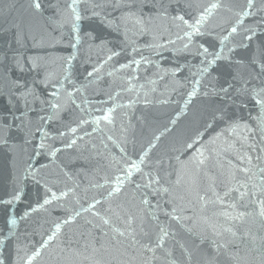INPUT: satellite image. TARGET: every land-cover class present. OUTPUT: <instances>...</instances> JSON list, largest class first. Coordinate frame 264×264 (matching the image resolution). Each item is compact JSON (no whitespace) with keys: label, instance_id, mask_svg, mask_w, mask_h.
<instances>
[{"label":"water","instance_id":"obj_1","mask_svg":"<svg viewBox=\"0 0 264 264\" xmlns=\"http://www.w3.org/2000/svg\"><path fill=\"white\" fill-rule=\"evenodd\" d=\"M71 2L0 0V259L264 264V123L212 122L219 85L264 86V0H136L134 17L106 8L110 26L92 16L101 0L79 22Z\"/></svg>","mask_w":264,"mask_h":264},{"label":"snow or ice","instance_id":"obj_2","mask_svg":"<svg viewBox=\"0 0 264 264\" xmlns=\"http://www.w3.org/2000/svg\"><path fill=\"white\" fill-rule=\"evenodd\" d=\"M83 2V0H72L71 4L69 5V8L71 9V13L75 19V21L79 22L81 19H83V17L80 15V13L78 12V8L80 3ZM253 4V0H248V5L249 8H251ZM33 7L39 11L41 8V3L40 0H33ZM135 7H136V0H101L100 3H96L94 2L93 5V11H92V16L98 18L100 20V22L102 24H105L106 26H110V20L116 19L115 17L111 16V13L106 11V8H112L115 9L117 12H120L121 15L124 14V12L126 11L128 13V15L130 17H134L136 16V12H135ZM218 7L217 4H213L211 6L212 9ZM96 8H100L101 11L97 12L95 11ZM210 13L211 9L206 10ZM247 14V13H246ZM105 17H108L109 19L106 20ZM180 19H183V17H180ZM205 17H199L197 18L195 24L190 25V27H192L195 31V33H199L200 32V26L204 23ZM137 23L142 22V17L141 19L136 21ZM117 28H119V23L120 21L117 20ZM73 27H76V24L73 25ZM232 33L236 32V28H232ZM251 37H249L250 39ZM205 53H208V49H204ZM213 55V59L208 60L207 63L209 65H215L216 62L220 59H222V57L220 56L219 53H215V54H210ZM112 57L109 56V59H111ZM226 59V57H224ZM204 71H207V68L204 69ZM89 75H91V73H89ZM16 84V88L18 90L20 89H26V85L23 83H20L19 81H15L14 82ZM197 84H199V81L196 82ZM196 89L193 90L192 93L189 94V99H188V103H191V99L196 95ZM32 93L30 91H22L21 95L19 97H17V104L20 102V100H23L25 103L28 102L27 97L29 95H31ZM206 95L208 93H205ZM214 98L217 99L218 101H220V106L216 107L214 112L212 113V122L213 123H220L224 125V131L225 132H235L237 129L244 127L247 128L248 126V121L250 120H259L261 123H264V86H261V88L259 90H255V89H247V88H240V89H236L234 88V86L231 83L225 82L224 84L219 85L218 90L215 91L214 93ZM249 104H251L253 107L256 108V115L253 116L251 110H249L247 112V115L245 116L244 110L249 108ZM15 106V105H13ZM54 108L58 107V105H52ZM11 107L9 108V111H11ZM236 109L239 110V112L241 113L240 115H237V111ZM14 119H19V117H15V114H13ZM105 120H109L108 116L104 117ZM3 120V117H0V121ZM259 126V125H257ZM10 127V126H9ZM209 127H211V124L209 125ZM73 131H75L73 129ZM7 141L3 138H0V145L6 143ZM72 143L74 144L75 141H72ZM71 146V145H69ZM41 147H43V145H41ZM204 153L201 152L200 156L198 158V162L200 164L204 163ZM134 168L138 169L137 165H133ZM264 171V170H262ZM29 175H33L32 172H29ZM132 175L131 171H128L126 173V176L130 177ZM153 183L158 184L159 180L156 179H152L149 181V183L146 185V187H151V185ZM122 184V180L120 177H117V187L114 189L115 192H119L120 191V185ZM165 191H167V189H165ZM245 195V193H241V198H243V196ZM54 198H58L55 197V194H53ZM20 199V195L16 194L13 197V200H19ZM201 200H204L205 197L201 196L200 197ZM13 201L9 200L8 203L11 204ZM52 201L49 199H45L43 204H40L37 208L33 209V211H38L40 210V208H43L44 205L50 204ZM145 204H149L150 202L148 200H143L142 201ZM259 205H260V212L259 215L264 218V199H261L258 201ZM151 206V205H150ZM158 206V205H157ZM92 207H95V205H92ZM244 217V213H239L236 217H233L234 219H243ZM174 219L179 220L180 218L178 216H174ZM69 221H65V223H68ZM13 224H15V221H12ZM105 223H108V221L106 220ZM133 223V218L129 217L128 218V226L131 227V224ZM60 230V226L57 225L56 227V231L59 232ZM227 231L231 232V229H228ZM160 232L163 234V236H166L168 233L166 231V229L164 228H160ZM121 236L124 235L123 232L120 233ZM236 233H232V236H235ZM163 236L161 237V240L157 241L156 243V247H160L162 248L163 245ZM134 238V237H133ZM52 239H54V237H49V241H51ZM46 246V244H45ZM221 247H223V245H220ZM149 250H154V249H149ZM40 253L37 251L34 253V256L32 258H29L28 264H31V259H33L35 256H38ZM0 264H4V260L0 259Z\"/></svg>","mask_w":264,"mask_h":264}]
</instances>
